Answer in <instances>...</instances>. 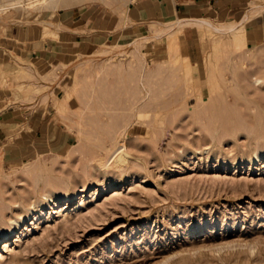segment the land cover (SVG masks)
I'll list each match as a JSON object with an SVG mask.
<instances>
[{"label": "rangeland", "instance_id": "rangeland-1", "mask_svg": "<svg viewBox=\"0 0 264 264\" xmlns=\"http://www.w3.org/2000/svg\"><path fill=\"white\" fill-rule=\"evenodd\" d=\"M63 1L0 0V36L56 37L59 13L84 9L123 24L136 0ZM173 22L34 76L9 51L17 66L0 64V87L16 118L47 120L49 146L0 162V264H264V39L195 23L159 37Z\"/></svg>", "mask_w": 264, "mask_h": 264}, {"label": "crops", "instance_id": "crops-1", "mask_svg": "<svg viewBox=\"0 0 264 264\" xmlns=\"http://www.w3.org/2000/svg\"><path fill=\"white\" fill-rule=\"evenodd\" d=\"M255 1L136 0L127 7L123 24L120 23V15L115 13L88 12L87 9L80 12L66 11L59 13L54 24L55 30L52 31L56 37L43 39L42 29L37 28L31 29L30 37L26 38L21 26L6 27L7 36H0V64L6 73L9 65L16 69L17 60L9 53L12 50L27 60L25 64L34 76L38 74L35 71L48 65L65 64L66 56L79 54L107 42L123 44V41H133L143 37L140 34L145 35L151 23L166 24L179 19L186 22L189 20V23L204 19L219 24L245 21L246 37L260 41L264 39V11L256 9L253 5ZM244 17L248 19L243 20ZM5 86L0 87V101L5 103L0 109V151L4 161L14 162L33 152L37 153L42 146L48 147L49 130L47 120L43 117L28 118L21 113L18 115L20 119L16 118L13 112L19 107H11ZM16 126H29L30 131L27 133L21 129L16 133Z\"/></svg>", "mask_w": 264, "mask_h": 264}, {"label": "bare ground", "instance_id": "bare-ground-1", "mask_svg": "<svg viewBox=\"0 0 264 264\" xmlns=\"http://www.w3.org/2000/svg\"><path fill=\"white\" fill-rule=\"evenodd\" d=\"M63 3L64 4H69V5H74V4H77V1L76 0H64L63 1ZM8 5H10V4H8ZM12 5V4H11ZM262 6V5H261ZM264 6H262V8H263ZM248 17H244V20H246ZM187 21V20H186ZM186 21H182V20H177V21H175V22H173V23H170L169 25H167V26H165V27H163L162 29L160 28V30H157V33H158V35H159V37H162V36H166L167 34H168V36H169V34L171 35H173V37H174V35L176 36V34L175 33H177V32H179V30L180 29H182L183 28V26H185V25H187V24H190L189 23V20H188V22H186ZM194 21V20H193ZM191 22V21H190ZM195 22V21H194ZM195 24H197V25H199V26H201V27H204L205 29H210L211 30V28L212 29H214L215 31H217V32H221L222 33V31H225V32H232V37H233V40L236 42L237 40H240V38L241 39H243V38H246V32H245V21H242L241 23H239L238 24V26H236L237 24L236 23H226L223 27L221 26H219V27H216V26H212L211 24H209L208 22H206V21H203V20H196V22H195ZM236 24V25H235ZM235 25V26H234ZM200 28V27H199ZM209 30V31H210ZM229 32V33H230ZM30 32H28L27 34H29ZM156 33V32H155ZM174 33V34H173ZM231 34V33H230ZM156 35V34H155ZM158 35H156V36H158ZM245 35V36H244ZM154 36V35H153ZM152 36V37H153ZM167 36V37H168ZM244 36V37H243ZM149 37H151V35L149 36ZM149 37H147V38H149ZM155 37V36H154ZM169 38V37H168ZM143 39H146V37H143ZM167 39V38H166ZM172 40H173V38H171V39H169V45L168 46H170V41L172 42ZM233 41V42H234ZM142 42V41H141ZM140 42V40H136L135 42H134V48H135V51H136V53H137V55H139V57L141 58V56L143 55H145L144 53V51L142 50V43ZM144 44V43H143ZM176 43H174V45H175ZM172 45V44H171ZM170 50H172L171 49V47L169 48ZM176 49V48H175ZM176 52H177V50H175ZM174 51V53H175V56H176V52ZM175 56H173V58L175 57ZM178 58V57H177ZM179 59V58H178ZM22 60V59H21ZM175 59H173V61H174ZM177 60V59H176ZM141 61V60H140ZM143 62V61H142ZM174 63H175V61H174ZM19 67H20V65H18ZM178 66V65H177ZM190 71H195V68L197 69V66L196 65H190ZM22 69V68H21ZM179 69V68H178ZM140 70V71H139ZM139 70H137V72H136V74L134 75L135 76V79H136V83L138 84V86H139V89L137 90V93L140 95L141 94V97L138 95V97H140V99L141 98H143V97H149L150 96V94H151V87H150V84H149V81H148V79H146V77L144 76V72H142V69H141V67H140V69ZM197 71V70H196ZM191 72V73H192ZM188 73V72H187ZM194 76H195V74H194ZM195 79H197V78H195ZM193 81V80H192ZM191 81V83H193ZM255 81H259L258 79H255ZM194 83H197L196 82V80L194 81ZM198 85V84H197ZM137 86V87H138ZM194 86H195V84H194ZM192 87H193V85H192ZM191 89H193V88H191ZM199 89V88H198ZM197 93L200 95V93L197 91ZM137 95V94H136ZM196 97H197V95H195ZM202 97V96H201ZM197 98H199V97H197ZM199 99H201V98H199ZM139 101V99L136 97L135 98V100L133 101V107H134V105H136L137 104V102ZM133 115H135V114H133ZM255 153V152H254ZM3 160V158L1 157V155H0V162ZM36 163V162H35ZM38 164H36V165H34V164H32V165H34L35 166V170H36V172H38L39 174L41 173V172H43L44 171V167H43V165L41 164V163H39V162H37ZM45 165V164H44ZM101 165V164H100ZM32 168V167H31ZM30 168V169H31ZM43 169V170H42ZM29 171V170H28ZM34 172V171H33ZM42 174V173H41ZM6 175V174H5ZM39 176V175H38ZM49 190H47L48 192H54L55 191V187H52V186H49V188H48ZM47 192V193H48ZM47 193H43L44 194V196L46 197V196H48V198L50 197V195H48ZM64 195L69 199L70 198V196L72 195V192H69L68 190H66L65 192H64ZM66 198V199H67ZM4 233V232H3ZM1 234H2V231H1ZM2 236V235H1Z\"/></svg>", "mask_w": 264, "mask_h": 264}]
</instances>
